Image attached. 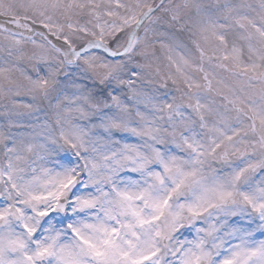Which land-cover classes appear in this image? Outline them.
I'll use <instances>...</instances> for the list:
<instances>
[{
    "label": "snow or ice",
    "instance_id": "1",
    "mask_svg": "<svg viewBox=\"0 0 264 264\" xmlns=\"http://www.w3.org/2000/svg\"><path fill=\"white\" fill-rule=\"evenodd\" d=\"M0 264H264V0H0Z\"/></svg>",
    "mask_w": 264,
    "mask_h": 264
}]
</instances>
